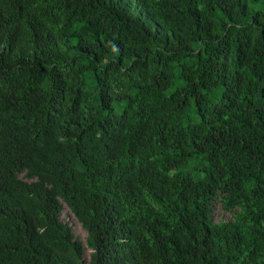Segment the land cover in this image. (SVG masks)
Segmentation results:
<instances>
[{"label":"trees","instance_id":"1","mask_svg":"<svg viewBox=\"0 0 264 264\" xmlns=\"http://www.w3.org/2000/svg\"><path fill=\"white\" fill-rule=\"evenodd\" d=\"M64 204L90 264H264V0H0V264H86Z\"/></svg>","mask_w":264,"mask_h":264},{"label":"rangeland","instance_id":"2","mask_svg":"<svg viewBox=\"0 0 264 264\" xmlns=\"http://www.w3.org/2000/svg\"><path fill=\"white\" fill-rule=\"evenodd\" d=\"M20 177L24 179L25 174H21ZM213 217L215 222H223V221L231 220L233 218V215L229 212H226L223 208V205L219 202L216 203ZM61 220L69 223V226L73 229L75 237L79 241H81V243H83L84 247L86 248L84 253V259L86 261V264H90L92 250L87 248L86 245L88 232L83 227L82 223L77 219L75 214L65 204H64V210L62 212Z\"/></svg>","mask_w":264,"mask_h":264},{"label":"clouds","instance_id":"3","mask_svg":"<svg viewBox=\"0 0 264 264\" xmlns=\"http://www.w3.org/2000/svg\"><path fill=\"white\" fill-rule=\"evenodd\" d=\"M23 174H25V178L22 179V178L20 177V179H22V180L25 181V182L31 183L32 181H31L30 179L26 178V174H27V172H24ZM65 205H66V204H65ZM62 221H63V220H62ZM63 222H64V221H63Z\"/></svg>","mask_w":264,"mask_h":264}]
</instances>
